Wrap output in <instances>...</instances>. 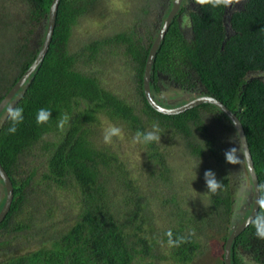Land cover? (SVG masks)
I'll return each mask as SVG.
<instances>
[{"label": "trees", "instance_id": "16d2710c", "mask_svg": "<svg viewBox=\"0 0 264 264\" xmlns=\"http://www.w3.org/2000/svg\"><path fill=\"white\" fill-rule=\"evenodd\" d=\"M21 1L27 5L21 11L26 15L22 23L6 21L10 11L6 10L7 14L0 11V29L12 23L18 26L17 40L0 66V102L34 62L44 40L52 3V0ZM95 1L61 0L45 59L8 105L14 111H23L16 121L8 118L0 125V162L14 187V200L0 230L8 227L27 203L31 204L29 198L33 193L28 190L36 171L29 172L23 167L26 157L35 155L38 146L49 153L47 170L42 174L45 189L76 186L81 212L71 228L61 234L54 232L52 237L45 231L43 238H48L45 242L50 243L49 247L1 264H137L139 257L145 258L154 249L155 244L150 245L148 239L154 217L147 195L132 185L126 168L112 151L90 139L91 126L99 115L126 122L143 141L149 132L160 137L146 145L149 157L162 168L153 179L158 181L156 186L162 185L168 191L163 203L175 204L177 196L180 200L176 205L183 217L172 206L179 227L165 237L176 261L188 264L201 255L205 234L224 233L225 242L230 235L238 203L235 189L249 177L231 121L211 104L173 116L158 113L148 104L143 76L154 41L150 31L145 36L121 32L94 41L83 49L84 55L70 51L74 27ZM246 1L245 9L231 17L229 34L225 29L223 5H201L200 13L191 14V31L187 34L176 19L157 52L151 88L157 99L171 87L185 91L187 97L213 96L236 113L247 135L264 199V77L261 76L264 74V0ZM37 33H41L42 41L36 39ZM110 45L125 50L134 61L137 83L134 103L106 88L97 74L88 70L87 60L83 59H95ZM40 110L49 112L50 116L38 123ZM65 116L67 121L61 129ZM13 127L15 132L10 131ZM164 135L170 136L167 142ZM177 155L199 162L207 171L197 182L203 191L197 211L189 208L193 200L185 198L187 193L169 190ZM208 171L211 175L206 176ZM209 181L217 185L215 191L209 188ZM260 214H264L261 205L252 224L236 238L233 264H243L244 258L264 264V236L259 235L260 228H264V217ZM222 260L224 264V253Z\"/></svg>", "mask_w": 264, "mask_h": 264}, {"label": "rangeland", "instance_id": "374dc122", "mask_svg": "<svg viewBox=\"0 0 264 264\" xmlns=\"http://www.w3.org/2000/svg\"><path fill=\"white\" fill-rule=\"evenodd\" d=\"M161 2L159 0H96L94 5L79 17L73 30L70 51L84 55L83 49L90 43L105 40L121 32H133L145 36L150 31L154 38L162 24V19L158 17ZM26 9L27 5L21 0H0V11H5V14H7L6 10L10 11V14L5 17L8 22L16 20L17 23H22L26 15L24 16L21 11ZM187 23L189 24V20ZM17 29L18 26L15 23H12L8 28L0 29V66L4 63L3 59L10 53L13 42L17 40ZM37 36L36 39L42 41L41 33ZM36 39L35 44L38 42ZM95 57L91 61L86 57L83 58L87 60L88 70L95 72L106 88L134 103L137 83L135 64L131 55L117 46L110 45L106 47L103 54L99 53ZM261 76L264 77V74ZM187 99L189 98L185 95V91L176 87H171L158 95V100L167 106L180 105ZM5 115L6 112L0 116V125L4 121ZM91 128L90 139L94 140L97 146L112 151L118 157L119 164L126 168L127 177L132 185L139 189L141 194L147 195L153 208L154 218L148 239L149 244H155V246L145 258L139 257L137 264H182L172 256V247L165 240L166 233L179 227L178 218L173 213V205L174 209L179 211L180 216L183 217V212L176 205V203H180V200L177 196L175 204L168 201L163 203L168 198L165 195L168 194V191L160 184V186H156L158 181L153 179L154 175L159 174L162 168L154 164V160L149 157L150 153L146 143L126 122L104 115H99L97 122ZM112 128L119 129V133L112 135ZM164 138L167 142L170 136L164 135ZM163 142H165L164 139ZM36 149L35 155L26 157L23 167V170L29 172L36 171L35 179L31 183L32 187L28 190V193H33L29 198L31 204L27 203V207H23L21 214L15 217L8 227L0 230V264L18 255L49 247L50 243L45 242L48 238H43L45 231L51 236L54 235V232L61 234L62 231L71 228L82 209L80 193L76 186L68 185L64 189L57 188L56 190L50 189V191L45 189L46 180L42 178V174L47 170L49 153L42 151L40 146ZM174 163L175 176H172L174 179L172 178L169 190L180 191L182 194L187 193L188 196L185 198L193 200L191 204L189 203V208L197 211L201 203L197 201L200 198V193L203 192L201 183L197 184V182L201 181L204 172L207 171L201 167L199 162L185 159L183 155H177L174 158ZM236 187L235 198L238 203L233 224L230 225V233L234 220L240 216L241 210L244 208L241 213V221H243L252 209L248 204V200L252 196L250 178L247 176L245 184L241 183ZM5 196V188L0 183V209ZM246 204L247 206H245ZM52 209L53 214L50 212ZM188 211L190 210L188 209ZM223 235L224 233L205 234L201 255L199 253L195 260L188 264H222L225 244L222 239ZM242 262L243 264H256L248 258L242 259Z\"/></svg>", "mask_w": 264, "mask_h": 264}, {"label": "water", "instance_id": "95a60500", "mask_svg": "<svg viewBox=\"0 0 264 264\" xmlns=\"http://www.w3.org/2000/svg\"><path fill=\"white\" fill-rule=\"evenodd\" d=\"M60 2L61 0H52L50 10L48 13L47 27H46L45 37L42 46L34 62L30 65V67L23 74V76L18 80V82L12 87V89L0 102V116L3 113V111L8 107V105L12 102L16 94L24 87V85L27 83V81L31 78L33 73L36 71V69L41 65V63L45 59V56L47 55V52L50 48L53 39ZM181 2L182 0H174L173 7L170 13L164 20L161 29L157 33V36L155 37L152 43L144 70L143 90L148 104L156 112L161 113L163 115H168V116L178 115L193 108H196L200 105L211 104L217 107L219 110H221L226 115V117L231 121L239 139L241 151L244 157L245 165L247 168V172L252 187V196L250 200H248V204L251 205L252 209L248 214V216H246V218L243 221H238L233 225L232 231L228 236L224 246V264H233L232 261L233 244L236 238L240 234H242L257 217L260 209L259 201L261 200L260 181L254 166L253 157L251 154L249 142L243 124L240 121L239 117L236 115V113H234L223 102H221L220 100H218L213 96L196 95L194 97H190L189 99H187V101H185L180 105L167 106L161 103L157 98H155L151 88L152 71L157 56V52L165 39V36L172 24L173 19L175 18V16L179 11ZM0 183L4 186L6 193L4 203L0 209V224H2L6 219L7 215L9 214L14 200V187L10 176L8 175L7 171L4 169L1 162H0ZM245 206H247V204ZM243 211L244 208L241 210V213H243Z\"/></svg>", "mask_w": 264, "mask_h": 264}, {"label": "flooded vegetation", "instance_id": "af4514ba", "mask_svg": "<svg viewBox=\"0 0 264 264\" xmlns=\"http://www.w3.org/2000/svg\"><path fill=\"white\" fill-rule=\"evenodd\" d=\"M160 2H161V0H160ZM173 2H174V0H162L159 11H158V17H159V19H162V24H163L164 20L166 19V17L168 16V14L170 13V11L173 7ZM246 3H247L246 0H240V3H238V4L233 3V5H231V6H228V7L224 6V19H225V26H226L225 29L227 31V34H229L231 17L235 13L245 9ZM200 9H201V5L198 3H195L193 0H182L179 11H178L177 15L175 16V18L173 19L172 23L176 19H179L181 22V25H182L183 33L184 34L190 33V31H191V26H190L191 14L193 12L200 13ZM149 13H150V11H149ZM187 20H189V24L187 23ZM162 24H161V27H162ZM161 27L159 28V30L161 29ZM159 30H158V32H159ZM155 37H154V39H155ZM188 98H190V97H188ZM239 215L240 216H238L234 220V224L238 221H241V219H242L241 213H239Z\"/></svg>", "mask_w": 264, "mask_h": 264}, {"label": "clouds", "instance_id": "9594fccd", "mask_svg": "<svg viewBox=\"0 0 264 264\" xmlns=\"http://www.w3.org/2000/svg\"><path fill=\"white\" fill-rule=\"evenodd\" d=\"M196 3H198L200 5L211 4L213 7H218L221 5L228 7V6L233 5V3H236V4L240 3V0H196ZM22 111H23L22 109H17L14 111L12 109V107L9 106L6 110V115H5L4 119L11 118L13 121H16L20 117ZM49 116H50L49 112L44 111V110H40L38 113V116H37V122L40 123L43 121H47L49 119ZM66 121H67V116H65L62 119V123L60 125L61 129H63L64 122H66ZM10 131L15 132V128L14 127L11 128ZM118 133H119V129H117V128L111 129L112 135H117ZM106 139H107V137H106ZM158 140H160V137L157 134H154L152 132L147 133V135L144 137L145 143L152 142V141H158ZM229 159H231V156H229ZM209 175H211L210 172L206 173V176H209ZM208 185L212 191H215V189L217 188V185L215 184L214 181H209ZM259 203L261 205V209H264V199H261L259 201ZM260 215H261V217H264V214H260ZM257 227L258 228L260 227L259 221H257ZM169 235H170V233H169ZM259 235L264 236V228H260Z\"/></svg>", "mask_w": 264, "mask_h": 264}]
</instances>
